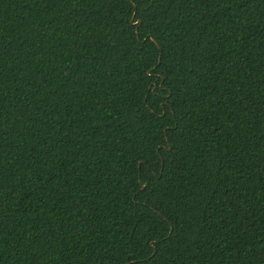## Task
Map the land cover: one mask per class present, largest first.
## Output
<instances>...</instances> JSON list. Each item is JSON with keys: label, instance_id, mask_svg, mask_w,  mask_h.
Returning <instances> with one entry per match:
<instances>
[{"label": "trees", "instance_id": "trees-1", "mask_svg": "<svg viewBox=\"0 0 264 264\" xmlns=\"http://www.w3.org/2000/svg\"><path fill=\"white\" fill-rule=\"evenodd\" d=\"M0 264H264V0H0Z\"/></svg>", "mask_w": 264, "mask_h": 264}, {"label": "snow or ice", "instance_id": "snow-or-ice-1", "mask_svg": "<svg viewBox=\"0 0 264 264\" xmlns=\"http://www.w3.org/2000/svg\"><path fill=\"white\" fill-rule=\"evenodd\" d=\"M137 23H139V22L137 21Z\"/></svg>", "mask_w": 264, "mask_h": 264}]
</instances>
